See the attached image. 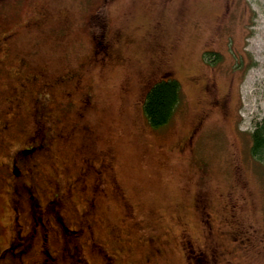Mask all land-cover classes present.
Returning <instances> with one entry per match:
<instances>
[{
    "label": "rangeland",
    "instance_id": "obj_1",
    "mask_svg": "<svg viewBox=\"0 0 264 264\" xmlns=\"http://www.w3.org/2000/svg\"><path fill=\"white\" fill-rule=\"evenodd\" d=\"M231 1L0 0V109L3 97H18L23 127L3 136L28 139L41 101L54 131L72 137L55 138L46 173L67 180L87 153L99 160L106 152L116 187L107 184L90 221L117 264H205L183 247L197 255L206 246L200 202L211 213L208 233L223 242L210 264H264V163L251 153L264 116V0H233L213 46L219 52L200 56ZM101 31L114 42L104 60L93 38ZM164 71L180 80L182 97L170 122L155 128L143 102ZM5 206L0 199L1 222ZM244 230L246 246L233 240ZM98 252L85 245L82 257L103 264Z\"/></svg>",
    "mask_w": 264,
    "mask_h": 264
},
{
    "label": "flooded vegetation",
    "instance_id": "obj_2",
    "mask_svg": "<svg viewBox=\"0 0 264 264\" xmlns=\"http://www.w3.org/2000/svg\"><path fill=\"white\" fill-rule=\"evenodd\" d=\"M232 2L233 0L227 3L223 20H218L216 33L212 37L213 44L202 50L201 57L204 58L210 52H219L213 46L220 40L222 21L228 16ZM93 38L97 59L104 60L112 54L114 42L110 41L107 31L96 33ZM32 81L27 78L21 84L26 87ZM210 85L211 83L204 82L207 92ZM2 100L5 106L0 109V199L5 200L7 218L0 221V233L4 235L0 243V264H28V261L29 264H63L60 253L54 251H63L69 264H91L89 259L82 257L85 245L99 251L103 264H117L114 256L106 254L102 244L96 241L90 221L98 201L108 195L107 184L112 183L116 187L112 164L110 158L106 157V152L100 151L99 160L96 153H87L82 158L76 175L67 180L61 175L50 176L44 170L43 164L53 150L54 140L60 138L68 141L72 138L71 133L55 132L52 114L45 109L47 106L44 102L38 101L32 116L33 125L29 138L13 144L3 135L13 133L17 125L16 133L23 131L19 121L21 111L17 106L18 97H3ZM210 103L219 104V99L214 97ZM87 104L89 101L82 106L86 108ZM75 196L80 197L82 207L70 205ZM198 208L205 213L206 217L203 219L209 225L208 232H212L211 213L207 211L204 202L198 203ZM208 232V240L204 244L206 246L199 249L202 252L209 251L206 253L208 257L198 258L202 252L189 255V250L183 246L187 257L210 264L213 257L224 251L223 242L213 238ZM187 234L183 233V237ZM250 237L251 233L244 230L234 236L233 240L246 246ZM186 240L191 239H184ZM148 241L153 251L158 252L160 246L154 242V237L150 236ZM97 246L103 249L99 250ZM34 254L37 256L33 257Z\"/></svg>",
    "mask_w": 264,
    "mask_h": 264
},
{
    "label": "trees",
    "instance_id": "obj_3",
    "mask_svg": "<svg viewBox=\"0 0 264 264\" xmlns=\"http://www.w3.org/2000/svg\"><path fill=\"white\" fill-rule=\"evenodd\" d=\"M181 91L180 80L166 71L148 88L143 108L153 127H163L170 122L181 100ZM251 153L264 163V116L251 132Z\"/></svg>",
    "mask_w": 264,
    "mask_h": 264
}]
</instances>
